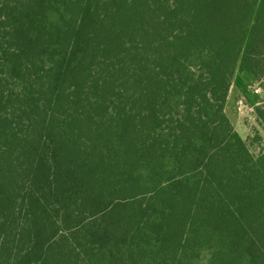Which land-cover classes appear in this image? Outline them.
<instances>
[{"label": "trees", "instance_id": "1", "mask_svg": "<svg viewBox=\"0 0 264 264\" xmlns=\"http://www.w3.org/2000/svg\"><path fill=\"white\" fill-rule=\"evenodd\" d=\"M241 73L264 0H0V264H264Z\"/></svg>", "mask_w": 264, "mask_h": 264}, {"label": "rangeland", "instance_id": "2", "mask_svg": "<svg viewBox=\"0 0 264 264\" xmlns=\"http://www.w3.org/2000/svg\"><path fill=\"white\" fill-rule=\"evenodd\" d=\"M259 107H264V81L241 73L231 88L227 114L253 156L264 154V120L257 114Z\"/></svg>", "mask_w": 264, "mask_h": 264}, {"label": "built area", "instance_id": "3", "mask_svg": "<svg viewBox=\"0 0 264 264\" xmlns=\"http://www.w3.org/2000/svg\"><path fill=\"white\" fill-rule=\"evenodd\" d=\"M261 91V89H259V87H257L256 89H255V92L256 93H259ZM240 104H242V102H240Z\"/></svg>", "mask_w": 264, "mask_h": 264}, {"label": "crops", "instance_id": "4", "mask_svg": "<svg viewBox=\"0 0 264 264\" xmlns=\"http://www.w3.org/2000/svg\"><path fill=\"white\" fill-rule=\"evenodd\" d=\"M238 85V84H237Z\"/></svg>", "mask_w": 264, "mask_h": 264}]
</instances>
